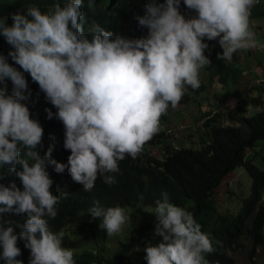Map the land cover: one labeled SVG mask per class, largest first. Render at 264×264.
<instances>
[{
	"label": "clouds",
	"instance_id": "clouds-1",
	"mask_svg": "<svg viewBox=\"0 0 264 264\" xmlns=\"http://www.w3.org/2000/svg\"><path fill=\"white\" fill-rule=\"evenodd\" d=\"M259 2L183 0L181 8V0H150L127 15L131 5L125 0H53L46 11L32 5L11 13V25L0 17V35L11 46L0 54V264H76L87 247L56 219L68 188L83 195L79 212L89 214L87 230L116 241V251L127 233L125 210L141 209L121 262L128 255L130 264H237L239 245L249 249L251 264L260 260L264 241L255 245L248 231L264 206V186L249 210L254 184L250 181L246 198L232 187L234 171L247 172L243 165L221 177L200 213L193 200L179 201L166 190L147 206H118L116 193L105 187L122 180L124 159L147 150L164 160L179 147L173 133L188 117H171L169 106L175 109L187 91L193 96L209 89L201 69L223 70L224 61L241 56L237 51L258 47L250 23ZM185 12L194 16L186 18ZM125 16L133 21L130 29ZM253 71L256 77L241 96L259 97L257 113L264 94L258 96L254 82L260 85L264 70ZM229 79L222 85L226 95L238 91L234 77ZM36 94L45 103L42 113L34 109ZM205 99L191 108L190 138L197 145L186 148L211 142L206 120L239 125L228 116L236 102L227 111L226 106L213 111L203 109L215 106ZM254 152L246 147L244 160L251 161ZM6 214H15L18 222L4 221Z\"/></svg>",
	"mask_w": 264,
	"mask_h": 264
},
{
	"label": "trees",
	"instance_id": "trees-1",
	"mask_svg": "<svg viewBox=\"0 0 264 264\" xmlns=\"http://www.w3.org/2000/svg\"><path fill=\"white\" fill-rule=\"evenodd\" d=\"M52 1L0 0V17H8L7 24L11 25V13L18 11L24 13L27 7L32 5L40 7L42 11H46ZM125 1L131 5L127 15H133L140 5L145 6L146 3L150 2V0ZM155 2L160 4L164 3L165 0H155ZM180 7L186 8L183 0H181ZM122 20H126L130 29L133 21H130L128 16L123 17ZM10 50L11 46L6 42L3 35H0V54L7 55ZM8 63L19 68L11 58ZM214 64L219 68L223 66L217 61H214ZM208 68L211 69L210 67ZM24 75L28 76L29 74L24 73ZM259 86L258 96H261L264 94V80L261 81ZM200 94L201 90H198L194 92L193 96L197 95L199 98ZM187 95L188 91L179 103L186 105L189 100ZM194 103L197 104V102ZM260 103L259 97L240 96L233 108L228 111L229 118L239 122L238 126H220L206 120L204 122V130L209 139L211 138V142L208 145L201 149L193 150V148H186L184 144H177L174 141L175 145L179 147L174 146V150H171L164 160H160L163 158L162 156H155L147 150L143 154L142 151L137 158L133 159L130 157L121 162L123 172L121 181L117 179L114 184H107L105 187L116 193L114 201L118 206H147L157 200L156 195L160 191L166 190L179 201L193 200L198 213H200L208 204L209 195L221 177L229 170L243 165L252 178L250 179L251 185L254 184L251 191V200L248 203L249 210H252L260 200L259 190L264 186V169L258 168L249 160H244V150L246 147L254 149L259 142L264 141V108L250 117H246L243 114L249 105L254 106ZM44 105L45 103L40 95L36 94L34 109L42 113ZM170 112H172L171 106H169L166 114ZM192 112L195 114L194 109ZM178 117H181V115L178 114ZM177 130L182 133L183 137L186 135L191 137L192 120L190 118L182 120ZM201 132L205 135L204 131L201 130ZM162 136L163 133L158 136L154 144L161 140ZM144 158H146L147 164ZM68 189L70 194L61 201L60 213L57 214L56 219L59 225L68 224L66 226L69 227L72 237L76 241L84 243L87 247L84 252L81 250V254L76 256V264H124L126 261L130 264L131 257L127 255V252H125L127 256L121 262L122 257L119 251L108 250L107 252H102L101 246H97L95 241L91 242L100 238L101 241L98 242L100 245L101 243H107L108 240L93 227L87 230L89 227L85 226L91 224L88 220L89 214L79 212L83 208L81 204V201L84 200L83 195L80 192H74L71 188ZM3 220L12 221L14 225L19 218L15 214H6L3 216ZM263 223L264 206L261 205L252 227L248 231L255 245L262 244L264 241ZM4 226L6 227L7 224Z\"/></svg>",
	"mask_w": 264,
	"mask_h": 264
},
{
	"label": "rangeland",
	"instance_id": "rangeland-1",
	"mask_svg": "<svg viewBox=\"0 0 264 264\" xmlns=\"http://www.w3.org/2000/svg\"><path fill=\"white\" fill-rule=\"evenodd\" d=\"M264 11V8H262ZM184 15H186V18H189V16H194L190 12H185ZM137 21V20H136ZM135 21V22H136ZM134 22V23H135ZM250 26L252 30L256 33V37L258 40V47L259 51H257V60L258 62L264 67V32L256 31V28H264V25L261 23H254L253 26L250 23ZM255 50V49H253ZM249 50H239L234 55H241L238 58H232L231 62L224 61L225 67L223 70H214L212 72H208L206 70L201 69L200 73L202 74V78H204L206 84L204 91L201 92L199 98L196 96H192L191 94H188V102L186 105L179 103L178 106L173 109L170 113L171 117L177 118V114H181V117H188L190 118L192 116V109L193 106L196 108L195 101L200 99L203 100L204 98L206 102L215 103V106H206L203 109L205 110H213L216 111L220 109L223 106H226V110L230 107L231 104L236 102L239 97L242 95V92L251 85L252 78L255 79L256 76L253 74V69L258 68V62L252 66V64L255 62L256 58H252L254 55H249ZM251 56V57H250ZM261 70V68H259ZM241 71L243 73H247L245 76L240 75ZM261 73V72H260ZM229 76L234 77L236 80L237 90L238 91H231L230 95L225 94V88H222L224 81L226 79H229ZM264 78V75L263 77ZM211 79V82H209ZM202 79V81H204ZM254 87L257 88L259 86V82H254ZM250 87L249 89H251ZM215 92L214 98H210L212 96H207V92ZM193 92V90L189 91ZM188 92V93H189ZM192 96V97H191ZM257 109H255L253 106H249L247 109V115H253ZM182 119V118H180ZM194 121H197V117L193 118ZM185 120V118H183ZM175 132L173 133V139L177 144H184L186 146H196L197 143L193 141L192 138L188 137L187 135L183 137L182 133L177 130L176 134L174 136ZM262 145V146H261ZM149 150H158L157 147L151 146ZM254 153L251 154L250 159L251 161L257 165L259 168H264V143L259 142L258 145L254 148ZM236 175V181L232 185L234 187V190L236 192V195L241 198H246L249 195V188H250V177L247 174V172L243 168H237L234 171ZM222 197L221 195L218 196V198ZM126 215H128L129 219L126 221V223L122 226V231H127L126 235L122 237L121 239H118L119 247H120V256L124 257L122 254L129 246V241L125 240L127 238V235H129L133 231V227L135 225V222L140 219L141 215V209L140 208H133L130 210H125ZM263 234H264V228H263ZM96 243L97 246L102 247V252H107L108 250L113 251L116 247L117 243L116 241H109L105 244L101 243L99 245L98 242H100V238L92 240L91 242ZM259 256L262 257L258 262L252 263V264H264V243L262 245V252L258 253ZM234 258L237 261V264H251L249 261V249L246 247H242L239 245L237 247V251L234 253Z\"/></svg>",
	"mask_w": 264,
	"mask_h": 264
},
{
	"label": "crops",
	"instance_id": "crops-1",
	"mask_svg": "<svg viewBox=\"0 0 264 264\" xmlns=\"http://www.w3.org/2000/svg\"><path fill=\"white\" fill-rule=\"evenodd\" d=\"M262 8H264V0H260L256 11L253 13L252 22L261 23L262 25H264V11L262 10ZM258 31L259 32H264V28H259ZM257 51H259V47L255 48V50H253V49L250 50V54L249 55H256L257 56ZM252 58H255V56H252ZM255 64L256 63H253L252 66H254ZM259 68H261V70H259ZM256 70L258 71V73H260V72H262L264 70V67L259 63L258 64V68ZM243 75L245 76L246 74H243ZM260 259H262V257Z\"/></svg>",
	"mask_w": 264,
	"mask_h": 264
}]
</instances>
